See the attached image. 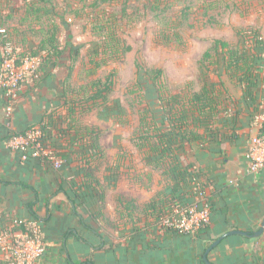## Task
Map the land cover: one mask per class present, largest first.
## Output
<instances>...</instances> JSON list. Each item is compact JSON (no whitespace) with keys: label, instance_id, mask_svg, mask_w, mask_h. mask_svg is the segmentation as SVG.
<instances>
[{"label":"crops","instance_id":"obj_1","mask_svg":"<svg viewBox=\"0 0 264 264\" xmlns=\"http://www.w3.org/2000/svg\"><path fill=\"white\" fill-rule=\"evenodd\" d=\"M261 68L251 96L237 85L228 100L222 97L221 108H227L222 109L219 137H209L205 146L196 144L188 152V160L203 172L201 182L211 204V223L199 238L164 231L150 211L146 216L142 211L139 223L121 219L123 206L118 198L143 208L167 189L166 177L144 164V153L140 166L132 167L125 165L129 156L133 159L131 150L109 153L104 148L106 159L96 172V191L83 185L86 165L79 161L82 148L72 142L75 131L59 99L63 77L53 79L57 69L40 83L23 88L11 118L6 116L7 102L0 91V215L4 221L30 219L43 225L47 250L40 264H206L208 248L220 237L235 230L253 235L263 226L264 171L249 174L245 155L258 134L256 117L264 114ZM53 105L58 109L47 116ZM42 123L47 124L52 152L62 161L59 168L48 160L22 162L5 145L10 133L43 128ZM81 123L96 127L86 117ZM126 178L136 193L148 196L141 200L119 192ZM101 188L107 200L104 210ZM195 201L196 197L191 199ZM169 238L177 240V248L166 244ZM208 260L211 264H264V233L230 235L208 254Z\"/></svg>","mask_w":264,"mask_h":264},{"label":"rangeland","instance_id":"obj_2","mask_svg":"<svg viewBox=\"0 0 264 264\" xmlns=\"http://www.w3.org/2000/svg\"><path fill=\"white\" fill-rule=\"evenodd\" d=\"M28 5L36 11L31 19L24 17ZM53 21L60 26L59 38L64 50L53 79L56 81L62 76L60 87L65 88L67 83L75 89L99 78L106 81L110 77L115 82L108 104L96 108L86 119L102 130L101 145L109 153L124 149L133 152V159L129 156L125 162L132 167L141 164L138 140L153 127L146 125L145 130L144 122L151 123V114L147 112L161 110L158 103L156 106V98L145 99L149 92L144 91L149 86L143 85L140 90L138 64L163 70L168 100L180 89H186L188 83H193L196 91L219 83L217 75L213 76L215 66L204 65L206 71H202L199 63L216 41L246 49L261 44L256 53L264 58V0H0V66L7 58L38 48L42 41L40 28H46ZM109 35L120 46L116 54L110 48L107 51L104 47L98 48ZM128 46L132 51L126 54ZM97 48L99 68L90 61L93 54L96 56ZM37 59L39 66L41 60ZM261 66L264 71V61ZM35 74L36 70L24 79L16 103L25 86L38 84L40 77L33 78ZM144 164L147 163L144 161ZM130 186L126 178L117 190L128 196L137 195L141 200L148 196L138 190L136 193ZM3 223L8 224L7 228L0 227L5 234L15 228L11 227V221L3 219ZM44 231L40 224L37 234L42 240ZM15 235L18 233L7 234L6 238L13 241ZM17 240L24 242L25 239L18 235ZM44 243L47 247L45 240ZM166 244L178 246L174 238H169ZM6 262L13 261L0 254V264Z\"/></svg>","mask_w":264,"mask_h":264},{"label":"trees","instance_id":"obj_3","mask_svg":"<svg viewBox=\"0 0 264 264\" xmlns=\"http://www.w3.org/2000/svg\"><path fill=\"white\" fill-rule=\"evenodd\" d=\"M35 12L34 8L28 5L24 17L31 19ZM39 32L42 33V41L38 48L31 51V53L24 50L25 53L18 55L20 59H23L29 53L32 58L41 60V63L37 66L38 68H36L37 75L35 74L36 76L33 77L35 79L40 77L38 83L50 76V73L58 66L64 55L59 38L60 26L57 22L53 21L46 28H40ZM253 39L257 38L253 37ZM260 46L261 44L254 47L251 46V49H246L245 47L236 48L231 43L216 41L206 51L202 61L199 63L202 71H206L204 65H208L207 67L214 65L215 68L212 69L213 75H217L219 83L210 87L203 86L198 91L195 90L193 83H188L186 89H180L176 92V96H170L168 100L165 99L163 70L149 69L139 64L137 65L140 90H142L143 85L150 87V89L144 91L145 94L149 92V96H145V99L153 97L152 99L155 100L156 98V106L158 103L161 108L159 111L155 109L151 111L149 109L150 111L147 112V114H151V123L144 122L145 130L147 129L146 125L148 128L149 125L153 127L148 129L149 133L146 136H141L140 140H138L137 148L141 153L145 154L144 159L147 165L164 175L168 184L165 191L158 194L143 208L137 206L134 201H125L122 198H118L119 203L123 206V210L120 212L121 219H129L131 223H139L142 211L145 212V216L146 212L150 211L151 216L161 225L164 231L177 232L175 229L166 226L164 221L175 217L176 210L188 209L193 204L191 199L196 196L191 182L192 179L198 180L202 188H204L201 182L203 172L200 167L188 160V152L192 151L196 144L205 146L209 137H219V129L222 127V109L225 111V108H227H224V106L221 108V99L226 95V100H228L227 96L229 94L233 95L231 90L234 86L240 85L244 89V93L247 96H251V91L258 84L256 71L263 62L260 54L256 53V49ZM101 47H104V51L110 48V51L114 54L119 52L120 48L113 37L110 39V35L107 41L98 46V48ZM98 48L96 56L93 54L90 57V61L99 68V62L96 61V57L100 55ZM131 51L132 48L128 46L125 53L127 54ZM114 73L116 75V72ZM234 81L236 82L235 85L233 84ZM114 85L115 82L110 77L106 81L99 78L87 86L77 89L66 83L65 88L63 87L64 90L59 96L60 102L66 108L68 118L75 131V134L72 135V142L79 144L82 148L83 153L79 161H83L86 165L83 185L95 191L99 185L96 179V172L106 159L105 150L101 145L103 134L101 133L102 130L97 127L82 125L81 120L92 114L96 108L108 104L114 92ZM216 86H219V89ZM57 109L58 106L53 105L47 110V116L54 113ZM41 126H43L46 135L49 136L46 130L47 124L42 123ZM35 127L37 126H33L30 129ZM28 130L17 132L16 134H24ZM9 137L10 135L6 138L9 139ZM40 160L47 159L40 158ZM100 190L99 200L101 209L104 210L107 200L103 189L101 188ZM30 224V220L25 221L12 231L24 234L31 233L33 235ZM3 226L8 227V225L1 223L0 227L2 228ZM208 227L209 225H202L194 232L192 237L199 238ZM44 240L46 242V238ZM6 264L11 263L6 262Z\"/></svg>","mask_w":264,"mask_h":264},{"label":"built area","instance_id":"obj_4","mask_svg":"<svg viewBox=\"0 0 264 264\" xmlns=\"http://www.w3.org/2000/svg\"><path fill=\"white\" fill-rule=\"evenodd\" d=\"M16 57L7 58L0 66V91L7 102L5 111L8 118H11L14 113L15 103L24 79L35 73L39 63L37 58L20 59L18 56ZM256 124L259 128L258 134L251 139L245 154L247 172L254 176L264 171V114L256 117ZM5 145L12 152L18 153L22 162L43 158L53 162L57 168L62 165L61 159H58L52 152L49 137L42 127L37 126L24 134L10 133ZM191 182L196 201L188 209L176 210L175 217L164 221L166 226L175 229L180 234H192L202 225L208 226L211 223V204L208 195L198 180L192 179ZM2 222L3 217L0 215V224ZM24 222L19 219L14 222L12 220L11 227L13 225L16 227ZM30 225L33 227V235L13 232L11 229H8L5 234L4 229L0 230V254L7 255L13 261L12 264H39L46 254V244L37 234L40 223L35 220ZM10 233H18L24 237V242L17 240L18 235L14 236L13 241H9L6 235ZM29 236L35 237L30 239Z\"/></svg>","mask_w":264,"mask_h":264},{"label":"water","instance_id":"obj_5","mask_svg":"<svg viewBox=\"0 0 264 264\" xmlns=\"http://www.w3.org/2000/svg\"><path fill=\"white\" fill-rule=\"evenodd\" d=\"M264 233V222H263V226L261 227V229L254 233L253 235H249L248 233L246 232H242V231H238V230H235V231H231V232H228L227 234L223 235L222 237H220L218 240H216L212 246L210 248H208L206 254H205V257H204V260H205V263L206 264H211L208 260V254L214 249L216 248L226 237L230 236V235H243V236H248V237H259L261 236L262 234Z\"/></svg>","mask_w":264,"mask_h":264}]
</instances>
